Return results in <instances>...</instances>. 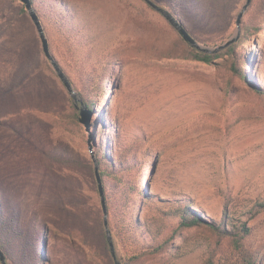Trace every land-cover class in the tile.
I'll return each instance as SVG.
<instances>
[{"label":"rangeland","instance_id":"1","mask_svg":"<svg viewBox=\"0 0 264 264\" xmlns=\"http://www.w3.org/2000/svg\"><path fill=\"white\" fill-rule=\"evenodd\" d=\"M152 1L172 21L145 0L32 3L77 98L89 91L96 100L94 153L115 131L116 150L135 135L147 140L142 182L155 198L140 214L149 227L142 241L153 250L173 239L136 264H222L227 243L206 225L179 227L176 210L184 200L221 221L227 206L230 219L254 226L251 249L264 245V211L256 207L264 204V0H251L239 25L247 0ZM187 43L214 55V63L186 57ZM242 59L263 94L230 70ZM71 102L24 3L0 0V241L7 264H111L104 251L91 250L100 243L93 160ZM79 230L93 242L78 238ZM113 241L124 258L127 247Z\"/></svg>","mask_w":264,"mask_h":264},{"label":"trees","instance_id":"2","mask_svg":"<svg viewBox=\"0 0 264 264\" xmlns=\"http://www.w3.org/2000/svg\"><path fill=\"white\" fill-rule=\"evenodd\" d=\"M33 2V0H32ZM249 36V32L245 33ZM230 51H234V47L230 46ZM186 57L193 58L198 61H202L207 64L214 63L215 56L209 53L199 52L187 43ZM246 59L240 61V66L232 64L230 70L232 73L244 81H248L247 75L243 68ZM251 87L262 93L260 88L253 85L248 81ZM106 85H101L102 88ZM230 85L227 84L225 93H230ZM84 103L92 110L95 109L96 100H92L91 92H81ZM70 110L73 118L77 122L79 119V112L74 103H70ZM96 122L94 123V126ZM115 137L121 136L117 131L114 132V139L108 140L104 146L99 144L95 152L97 163L99 166L100 175L103 182L105 191L106 204L108 208V221L109 228L111 230L112 237L123 245L128 251L124 258L120 259L123 264H136L144 256L149 254L160 253L166 251L169 247L172 237L165 239L162 244L152 247L142 241L141 231L144 228H149L146 221L140 219V214L143 209L144 203L152 201L155 195L149 193L146 189V185H143L142 174L145 164V159L140 155L143 152L144 143L147 142L145 138H141L139 135H135L130 140H127L126 144H119L120 150H116ZM91 168V174H93V181L95 187L92 194H95V210L97 211L95 234L94 237H98L100 243L97 246H92V252L96 253L104 251L107 255V259L111 261L112 255L110 252L109 243L107 240L106 230L104 227V216L102 212L100 196L95 178V165L89 164ZM149 187V186H148ZM92 196V195H91ZM160 204H171L170 200L158 199ZM180 200L179 207L176 210L177 216L180 217L179 227L189 228L193 226L206 225L214 230L220 241H225L228 246V250L224 256L222 264H264V245L258 249H251L248 242L253 235L254 226L249 223V220H234L230 219L226 211L228 207H225L223 212V218L221 221L205 218L197 211L191 209L192 203ZM259 211H264V204H257ZM259 211L253 214H257ZM252 217L253 210H250ZM80 231V230H79ZM76 232V236L82 239L84 242H93L94 238L87 239L83 232ZM145 240V238H144ZM0 249L3 250L6 255V251L3 244L0 241ZM114 264V262H113ZM208 264H217L213 259H210Z\"/></svg>","mask_w":264,"mask_h":264},{"label":"water","instance_id":"3","mask_svg":"<svg viewBox=\"0 0 264 264\" xmlns=\"http://www.w3.org/2000/svg\"><path fill=\"white\" fill-rule=\"evenodd\" d=\"M145 1L148 4H150L152 7H154L157 11L162 13L169 20L172 21V19L168 15V13L163 8L158 6L152 0H145ZM21 2L24 3L27 10L29 11L30 17H31V19H32L37 31H38V34H39V37H40L41 43H42V49H43L45 56L51 61V64L54 67V69L56 70L58 76L60 77V79L62 80V82L64 83V85L66 86V88L72 94V96L74 98L75 107L79 111V122L84 126V129L88 134V150L91 154L92 160H93L94 165H95V178L97 181V186H98V191H99V196H100V202H101L102 212H103V216H104V227L106 230V235H107V240H108L109 247H110V252H111V255H112V258H113L115 264H123L122 261L117 257L113 237L111 234V230L109 228L108 208H107V204H106L105 191H104L103 182H102V178L100 175L97 159H96V156L94 153V140H93L94 122H93V118H94L95 112H94V110L90 109L84 103V101L77 98V96L73 90V86H72L71 82L69 81L68 77L66 76L64 71L60 68L58 62L55 60L52 53L50 52L49 41L46 37L45 30H44V27L41 23V20L38 16L36 10L34 9L32 0H21ZM250 2H251V0H247V3L245 4L243 10L239 13L238 18H237V25L240 24L244 9H246V7L250 4ZM175 26L178 29V32L181 35V37L186 42H189L191 44V46H193V47L200 48V45H199L198 41L196 40V38H194L184 26H181L178 24H175ZM238 37H239V34L236 37L230 39L228 42H226L221 47L229 46L230 44L234 43L238 39ZM0 261L2 264H7L6 255L4 254L2 249H0Z\"/></svg>","mask_w":264,"mask_h":264}]
</instances>
